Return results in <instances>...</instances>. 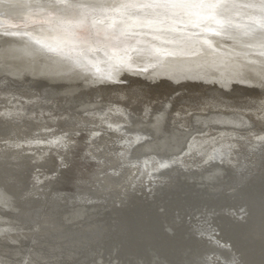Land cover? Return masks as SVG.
Wrapping results in <instances>:
<instances>
[{
    "label": "bare ground",
    "instance_id": "6f19581e",
    "mask_svg": "<svg viewBox=\"0 0 264 264\" xmlns=\"http://www.w3.org/2000/svg\"><path fill=\"white\" fill-rule=\"evenodd\" d=\"M213 2L0 0V264H264V0Z\"/></svg>",
    "mask_w": 264,
    "mask_h": 264
},
{
    "label": "snow or ice",
    "instance_id": "6c2138e0",
    "mask_svg": "<svg viewBox=\"0 0 264 264\" xmlns=\"http://www.w3.org/2000/svg\"><path fill=\"white\" fill-rule=\"evenodd\" d=\"M45 3L52 8L58 9L60 12L67 16H73L74 10L81 8H90L94 12L105 13L107 10L112 11L120 10L122 15H126L131 18L134 15L133 10L143 11L152 10L153 15H161L156 10H168V9H198V10H210L217 7V4L213 0H109V3L102 4L99 2L89 3L87 5L80 2V0H45ZM75 18V17H74ZM111 19V17H105ZM78 24H84L90 22L92 26H96L95 17L89 18L87 15H82L76 20ZM18 26V25H17ZM114 25L104 26V30L113 29ZM125 30L122 28L121 32ZM238 264V262H233Z\"/></svg>",
    "mask_w": 264,
    "mask_h": 264
},
{
    "label": "water",
    "instance_id": "95a60500",
    "mask_svg": "<svg viewBox=\"0 0 264 264\" xmlns=\"http://www.w3.org/2000/svg\"><path fill=\"white\" fill-rule=\"evenodd\" d=\"M153 90H155V91H154L155 94L158 95V96L160 97V98H159L160 100L157 101L156 103H159V102L161 101V99H163V96H165V95L167 94V91L164 90V89H162L163 91H162V90L159 91L158 88H157V89L155 88V89H153ZM160 94H161V96H160ZM158 96H156V99L158 98ZM202 96H205V95H202ZM208 96H209V95H206V97H208ZM206 97H205V98H206ZM200 100H202V99H198V101H200ZM202 101H203V102H208V101H207V98H206V99H203ZM203 102H202V103H203ZM193 103H194V102H193ZM200 103H201V102H200ZM200 103H198V104L200 105ZM195 104H196V102H195ZM194 106H196V105H194ZM203 107H204V105H203ZM203 137H205V134H204L203 132L198 134V138H203ZM209 138L214 139L215 136L210 135ZM249 138L252 139V137H249ZM215 141H216V140H213L210 144H207V143H208V142H207V143H206V146H203V148H204L203 150H205L204 152H206V153H205L206 157L209 155V153H210V149L212 148L211 146H212V144H213ZM217 141H220V139L218 138ZM203 150H202V151H203ZM245 151H246L245 148L242 149V150L240 151V152H241V155H242V154L244 155ZM261 152H262V150H261ZM184 153H185V152H184ZM92 159H93V158H91V157L86 158V160H84V165H85L86 162L89 163V164H91V162H92L91 160H92ZM93 160H95V158H94ZM151 162H152V166L150 165ZM151 162L148 161V164H146V163L144 164V170H145V169H146V170L148 169V172H150V169H151L152 167H154L153 165H156L155 161H151ZM80 165H81V164H80ZM96 165H98V162H97ZM91 168H92V166L89 167V169H91ZM75 169H76V168H75ZM81 169H83V167H81ZM146 170H145V171H146ZM167 174H170V173H167ZM70 177H71V176L69 175L67 178L70 179ZM174 177H175V176L173 175V173L170 174V176L167 178V181H172ZM67 178H66V179H67ZM147 178H148V180H147ZM147 178L144 177L145 180L149 181L150 178H149L148 176H147ZM69 179H67L66 181H68ZM150 184H151V183H150ZM143 185L146 186L145 183H143ZM147 186H149V185H147ZM154 187L156 188L155 184L152 185V189H153V190L155 189ZM174 226H176V225L174 224Z\"/></svg>",
    "mask_w": 264,
    "mask_h": 264
}]
</instances>
